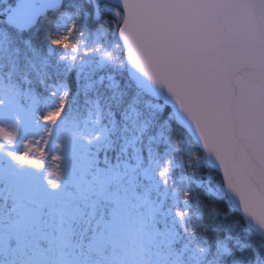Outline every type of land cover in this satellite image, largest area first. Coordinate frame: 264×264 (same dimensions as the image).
Segmentation results:
<instances>
[{"label":"snow or ice","instance_id":"obj_1","mask_svg":"<svg viewBox=\"0 0 264 264\" xmlns=\"http://www.w3.org/2000/svg\"><path fill=\"white\" fill-rule=\"evenodd\" d=\"M0 264H264V0H0Z\"/></svg>","mask_w":264,"mask_h":264},{"label":"rangeland","instance_id":"obj_2","mask_svg":"<svg viewBox=\"0 0 264 264\" xmlns=\"http://www.w3.org/2000/svg\"><path fill=\"white\" fill-rule=\"evenodd\" d=\"M114 55H116V53H113Z\"/></svg>","mask_w":264,"mask_h":264},{"label":"trees","instance_id":"obj_3","mask_svg":"<svg viewBox=\"0 0 264 264\" xmlns=\"http://www.w3.org/2000/svg\"><path fill=\"white\" fill-rule=\"evenodd\" d=\"M187 147V145H185V148Z\"/></svg>","mask_w":264,"mask_h":264}]
</instances>
